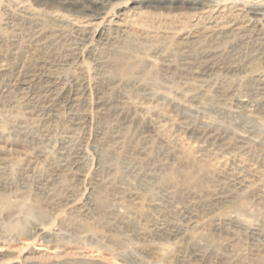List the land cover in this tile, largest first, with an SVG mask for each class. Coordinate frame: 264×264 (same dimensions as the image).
Wrapping results in <instances>:
<instances>
[{
	"label": "rangeland",
	"instance_id": "rangeland-1",
	"mask_svg": "<svg viewBox=\"0 0 264 264\" xmlns=\"http://www.w3.org/2000/svg\"><path fill=\"white\" fill-rule=\"evenodd\" d=\"M178 1L0 0V264H264V0ZM204 36L243 68L186 75Z\"/></svg>",
	"mask_w": 264,
	"mask_h": 264
},
{
	"label": "bare ground",
	"instance_id": "bare-ground-1",
	"mask_svg": "<svg viewBox=\"0 0 264 264\" xmlns=\"http://www.w3.org/2000/svg\"><path fill=\"white\" fill-rule=\"evenodd\" d=\"M59 1V0H57ZM124 1V0H123ZM138 2L139 4H144L145 2L149 1V0H125V2H122V1H118V0H62V7L66 6V8H74V9H81L82 8H86L88 9L87 6H84L83 3H86L88 2L90 5V10L95 12V11H98V7L100 5H106V4H109V5H113V8L115 7H118L124 3H129V2ZM178 1V0H177ZM180 1V0H179ZM178 1V2H179ZM213 3V1H212ZM179 4H182L183 6L184 5H190L192 6L193 8L194 7H197V6H201L202 8H205V7H210L211 6V2L210 0H181ZM47 5H50L47 3ZM87 5V4H86ZM52 6H55V5H51ZM59 6V5H58ZM175 6V5H174ZM50 7V6H48ZM217 7V6H216ZM52 9V8H51ZM211 9V8H210ZM80 11V10H79ZM32 12V11H31ZM211 12V11H210ZM246 12L252 16H264V4H257V5H249L247 8H246ZM11 13V12H10ZM23 13V12H22ZM20 13V15L22 14ZM27 13V12H26ZM9 15V14H8ZM16 15V14H15ZM19 15V14H17ZM28 15V14H27ZM30 15V14H29ZM34 16V15H33ZM17 17V16H16ZM15 17V18H16ZM19 17V16H18ZM23 18L25 20H33V17H29V16H26V15H23ZM56 18V17H55ZM59 18V17H58ZM35 19V18H34ZM37 19V18H36ZM21 20V19H20ZM59 20V19H58ZM30 22V21H29ZM37 22V21H36ZM39 22V21H38ZM35 23V22H34ZM32 24V22H31ZM226 24V23H225ZM54 25V24H53ZM55 27V26H54ZM61 27V26H60ZM65 27V26H64ZM73 29V28H72ZM207 29V28H206ZM211 29V28H210ZM51 30V29H50ZM55 30V29H54ZM59 30V28H58ZM76 30V29H75ZM64 31V30H63ZM79 31V30H78ZM206 31V30H205ZM212 31V30H211ZM37 32V31H36ZM49 32V31H48ZM209 32V31H208ZM38 33V32H37ZM206 33V32H205ZM203 33V34H205ZM221 33V32H220ZM36 34V33H35ZM81 34V33H80ZM104 31L103 32H99L98 35H99V39L97 40L98 42H101V43H107L108 41V37H105L104 35ZM44 35V34H43ZM79 35V34H78ZM83 35V34H82ZM40 36V35H39ZM48 36V35H47ZM211 36V35H210ZM44 37V36H43ZM42 37V38H43ZM50 37V36H49ZM63 37V36H62ZM61 37V38H62ZM68 37V36H67ZM41 37H39L38 39H40ZM45 38V37H44ZM57 38V37H56ZM195 40L189 42L190 43L189 45H187L184 49V53H183V59L184 60V71H186V75H191V76H197V77H200V76H205V75H209V74H212V73H218V72H231V71H238L240 69H242L243 67L240 65V63L238 62V59L239 58V50H240V44L236 43V45H232L231 46V49L230 50H224V49H221L219 47H214L212 46L208 41H207V38H196V37H193ZM252 38V37H251ZM65 39V37H64ZM69 39V38H68ZM249 39V37H248ZM253 39V38H252ZM44 40V39H43ZM76 40H78V44H90L92 43V41L94 42V38L92 37H88L87 34L84 35V36H81L78 38H76ZM243 40V39H242ZM241 40V41H242ZM250 40V39H249ZM50 41V40H49ZM210 41V40H209ZM212 41V40H211ZM256 41V40H255ZM41 42V41H40ZM109 42V41H108ZM208 42V43H206ZM242 42H247L246 39ZM53 42H51L52 44ZM74 43V42H73ZM250 43V41H249ZM256 43V42H255ZM254 43V48H253V58H256L258 56H264V51H263V48L260 46V45H256ZM87 44V45H88ZM262 44V43H261ZM251 45V44H250ZM63 46V45H62ZM73 46V45H72ZM242 46V45H241ZM244 46V45H243ZM74 47V46H73ZM82 47V46H81ZM230 48V47H229ZM228 48V49H229ZM66 49V48H65ZM73 54H78L77 49L74 48V49H70ZM76 50V51H74ZM82 50V49H81ZM81 50H78V51H81ZM249 51V50H248ZM69 52V53H70ZM241 52V51H240ZM250 53V52H249ZM251 56V57H252ZM202 59V62L203 63H199L197 62L198 59ZM250 58V56H249ZM197 61H196V60ZM241 60V59H240ZM259 60V59H258ZM248 63V61H247ZM244 64V63H243ZM242 64V65H243ZM251 64V63H250ZM181 67V66H180ZM246 67V65H245ZM180 69V68H179ZM253 69V68H252ZM183 71V70H182ZM183 73V72H182ZM225 75V74H224ZM228 75V73H227ZM260 75V74H259ZM190 76V77H191ZM213 76V75H212ZM216 76V75H215ZM226 76V75H225ZM208 78V77H207ZM187 79V78H186ZM202 80V79H201ZM257 84V83H256ZM258 84H259V89L262 90L264 92V78H260L259 77V80H258ZM5 89V88H4ZM259 92V91H258ZM169 102L170 103H173L176 102L173 98H168ZM246 103V102H245ZM256 103V102H255ZM241 104V102H240ZM244 104V103H243ZM242 104V105H243ZM246 105V104H244ZM76 134V133H75ZM210 134V133H209ZM205 140L206 141H210L213 137V135H203ZM219 137V136H218ZM146 138V137H145ZM203 139V138H202ZM218 140V139H217ZM222 143V141H221ZM204 144V143H203ZM220 144V143H219ZM225 144V142H224ZM223 144V145H224ZM207 145V144H206ZM217 145V144H216ZM222 145V144H221ZM228 145V144H226ZM229 146V145H228ZM243 147V146H242ZM63 148V147H62ZM78 151V150H77ZM76 153V152H75ZM77 154V153H76ZM80 155V154H79ZM70 156V155H69ZM233 221V220H232ZM236 221V220H235ZM249 229V228H248ZM253 235L254 237H261V238H264L261 236V233H260V230L259 228L257 227H250V230H249ZM39 232V231H38ZM21 233V232H20ZM251 234V235H252ZM19 235V234H18ZM41 236V235H40ZM50 236V235H49ZM33 237V236H32ZM43 236H41L42 238ZM45 237H48L47 235H44V238ZM56 238V235L54 236ZM61 237V236H60ZM58 237V238H60ZM253 237V238H254ZM255 237V238H256ZM26 238V237H25ZM39 238V236H38ZM63 239V238H62ZM92 239V238H91ZM61 240V239H60ZM9 241V240H8ZM47 242H49L50 244H52V247H48L49 248H54V252H52L53 254H50L48 252H39L38 254V257H40L41 259H44V258H51V257H55V258H62V256L64 254H66V250L67 248L64 247V245H62L59 240H46ZM264 241L261 240V241H258L255 245L256 246H262V242ZM255 242V240H254ZM65 244V243H64ZM254 245V244H253ZM1 246V245H0ZM255 246V247H256ZM5 247V246H4ZM29 247V246H28ZM16 248V247H15ZM39 249V248H38ZM41 250V248L39 249ZM66 252V253H65ZM68 254V253H67ZM80 256V255H79ZM84 258H88L87 255H83ZM25 258H31L29 256V254L25 257ZM28 260V259H27ZM38 260V259H37ZM66 260V259H65ZM75 260V259H74ZM61 261V260H60ZM59 261V263H60ZM68 261V260H67ZM84 261V260H83ZM101 261H104V259L101 258ZM63 262V261H62ZM56 263V262H55ZM71 263H73L71 261ZM70 261L69 263L68 262H64V264H71ZM82 263V262H81Z\"/></svg>",
	"mask_w": 264,
	"mask_h": 264
}]
</instances>
